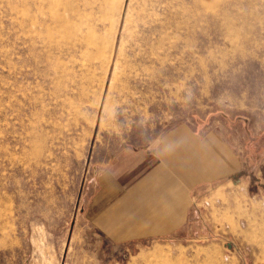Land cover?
Returning <instances> with one entry per match:
<instances>
[{
    "label": "rangeland",
    "instance_id": "1",
    "mask_svg": "<svg viewBox=\"0 0 264 264\" xmlns=\"http://www.w3.org/2000/svg\"><path fill=\"white\" fill-rule=\"evenodd\" d=\"M28 1L0 0V264H264V210L241 194L207 195L189 238L129 249L86 217L122 150L183 124L264 128V0H67L70 35L66 0Z\"/></svg>",
    "mask_w": 264,
    "mask_h": 264
},
{
    "label": "crops",
    "instance_id": "2",
    "mask_svg": "<svg viewBox=\"0 0 264 264\" xmlns=\"http://www.w3.org/2000/svg\"><path fill=\"white\" fill-rule=\"evenodd\" d=\"M236 121H244V130L223 134L183 124L147 147L119 152L99 174L87 222L113 248L129 249L144 238H189L209 194H241L264 210V128ZM252 259L244 264H260Z\"/></svg>",
    "mask_w": 264,
    "mask_h": 264
},
{
    "label": "bare ground",
    "instance_id": "3",
    "mask_svg": "<svg viewBox=\"0 0 264 264\" xmlns=\"http://www.w3.org/2000/svg\"><path fill=\"white\" fill-rule=\"evenodd\" d=\"M50 1V0H49ZM48 4V3H47ZM55 3L53 2V4L52 5H54ZM35 0H29L28 1V8L30 9V11H32V12H34V8H35ZM42 7V6H41ZM49 8H50V6H49ZM51 9V8H50ZM63 9V8H62ZM44 10V9H43ZM64 10H65V12L68 14V18L65 20V23L66 24H70V22L72 21L71 19V21L69 20V17L70 16H73V15H75V12H74V7H73V3H71V2H68L67 0L64 2ZM48 12V11H47ZM34 14V13H33ZM50 17V16H49ZM65 17V16H64ZM49 19V18H48ZM48 19H46V20H43V21H41V22H39V25L41 26V27H44V28H46L47 30L49 29V28H51L52 26H51V24H56V25H58V23L59 22H61V21H64V19L62 18V19H60V18H58L57 17V19H54V20H48ZM16 20V19H15ZM49 21H51V23H49ZM35 21H34V18H32L31 19V23H30V25L32 26L33 24H35L34 23ZM73 22V21H72ZM61 28V27H60ZM31 29V28H30ZM46 29H45V31H46ZM72 30H70L69 28H64V29H61L60 31L61 32H65L67 35H70V34H72V33H77V32H82V29H81V27L76 23V22H73V25H72V28H71ZM48 31H50V29L48 30ZM14 35V34H13ZM53 35V34H52ZM15 36V35H14ZM14 36H13V38H14ZM84 38V37H83ZM81 40H78V42H80ZM76 46V42H72V43H70V46ZM78 45V44H77ZM62 46L60 45V44H57V45H55L54 46V48L52 49V50H54L55 52H60V51H62ZM12 51H13V53H14V44L12 45ZM50 54L48 53H41V56L39 57V61H40V65H38L40 68H44L45 67V69H40L41 71L39 72V77L41 78V79H43V80H45V79H47V74H49V72H50V67H49V64H50V62H51V60H50ZM57 57V56H56ZM75 61V60H74ZM62 65V64H61ZM67 65H68V62H67ZM63 66V65H62ZM72 66V65H71ZM70 67V66H69ZM71 68H73V67H71ZM57 69V68H56ZM13 74H15V66H13Z\"/></svg>",
    "mask_w": 264,
    "mask_h": 264
}]
</instances>
